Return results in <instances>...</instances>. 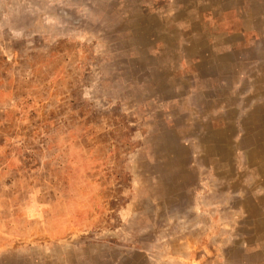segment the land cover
Here are the masks:
<instances>
[{"label": "rangeland", "instance_id": "rangeland-1", "mask_svg": "<svg viewBox=\"0 0 264 264\" xmlns=\"http://www.w3.org/2000/svg\"><path fill=\"white\" fill-rule=\"evenodd\" d=\"M0 264H264V0H0Z\"/></svg>", "mask_w": 264, "mask_h": 264}]
</instances>
